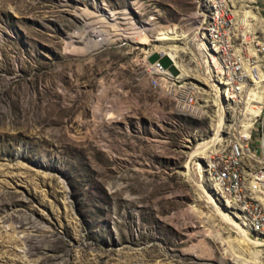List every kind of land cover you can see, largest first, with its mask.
<instances>
[{
    "label": "rangeland",
    "instance_id": "1",
    "mask_svg": "<svg viewBox=\"0 0 264 264\" xmlns=\"http://www.w3.org/2000/svg\"><path fill=\"white\" fill-rule=\"evenodd\" d=\"M242 8L264 47V0ZM195 12L194 0H0V264H261L211 191L203 143L220 116L179 110L144 64L167 51L204 81Z\"/></svg>",
    "mask_w": 264,
    "mask_h": 264
},
{
    "label": "built area",
    "instance_id": "2",
    "mask_svg": "<svg viewBox=\"0 0 264 264\" xmlns=\"http://www.w3.org/2000/svg\"><path fill=\"white\" fill-rule=\"evenodd\" d=\"M242 1L194 0L199 19L194 42L203 63L204 81L179 73L176 61L180 63L181 57H172L167 51H151L143 60L151 82L159 85L179 110L221 117L215 127L217 147L210 154V182L216 195L238 214L235 218L247 235L264 248V47L256 39L252 19L243 12ZM250 3L256 9L259 0ZM154 52L160 59L167 56L171 65L163 66L160 59L150 61ZM257 95L263 98L257 101ZM252 107L257 113L247 134H241L250 114L247 110ZM224 120L232 125H223Z\"/></svg>",
    "mask_w": 264,
    "mask_h": 264
},
{
    "label": "bare ground",
    "instance_id": "3",
    "mask_svg": "<svg viewBox=\"0 0 264 264\" xmlns=\"http://www.w3.org/2000/svg\"><path fill=\"white\" fill-rule=\"evenodd\" d=\"M248 1V0H247ZM249 1H253V0H249ZM101 12L105 15V17L106 18H108V19H110L111 21H112V19L114 18V13L113 12H108L106 9H104V8H101ZM248 14H250V12H248L247 14H245L247 17H249L248 16ZM256 17H258V16H256ZM251 18V17H250ZM252 20H253V18H251ZM259 19V18H258ZM261 76L263 77L264 76V74H261ZM261 80H263V78L261 79ZM256 97V99H257V101L258 100H260L261 98H263V96H261V95H257V96H255ZM247 112H249L250 114V116L248 115V122L245 124L246 125V128H245V126H244V128L242 129V131H240V133L241 134H244V135H246L247 134V128L250 126V122H251V120H252V116L253 115H255L256 113H257V109H255V108H248V110H247ZM247 115V114H246ZM221 118V117H220ZM221 120L222 119H218V122H221ZM242 132H244V133H242ZM217 135V134H216ZM218 140V139H217ZM216 136L213 138V139H211L210 141H206V142H204L203 143V148H212V145H214L215 143H217L216 141ZM217 147V146H216ZM216 147H213V148H215L216 149ZM212 150V149H211ZM213 151H215V150H213ZM211 191H212V193L214 194V195H216V193H215V191H214V189H213V186H212V183H211ZM211 198H213V200H214V197H213V195L211 194ZM216 203V202H215ZM218 205V204H217ZM221 209V211H222V213L225 215V216H229V213L227 212V211H225V210H223L222 208H220ZM242 227V226H241ZM242 229H243V231L245 232V230H244V228L242 227ZM246 233V232H245ZM218 238H220L223 242H224V240L220 237V233H218ZM247 239L248 240H250L248 237H247ZM251 242H252V240H250ZM223 242H221V243H223ZM254 244V243H253ZM262 260V261H261ZM260 260V263L261 264H264V262H263V260H264V258H262Z\"/></svg>",
    "mask_w": 264,
    "mask_h": 264
},
{
    "label": "crops",
    "instance_id": "4",
    "mask_svg": "<svg viewBox=\"0 0 264 264\" xmlns=\"http://www.w3.org/2000/svg\"><path fill=\"white\" fill-rule=\"evenodd\" d=\"M153 55H157V56H158V58H156V59H154V60L160 59V55H159L157 52H154L151 56H153ZM151 56H150V57H151ZM164 57H167V56H164ZM162 58H163V57H162ZM167 58H168V57H167ZM168 59H169V58H168ZM154 60H153V61H154Z\"/></svg>",
    "mask_w": 264,
    "mask_h": 264
},
{
    "label": "water",
    "instance_id": "5",
    "mask_svg": "<svg viewBox=\"0 0 264 264\" xmlns=\"http://www.w3.org/2000/svg\"><path fill=\"white\" fill-rule=\"evenodd\" d=\"M171 68H172V69H174V67H173V66H172Z\"/></svg>",
    "mask_w": 264,
    "mask_h": 264
}]
</instances>
